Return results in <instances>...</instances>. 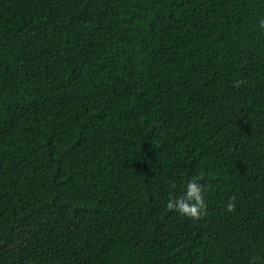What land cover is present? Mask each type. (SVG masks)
Masks as SVG:
<instances>
[{
    "label": "trees",
    "instance_id": "1",
    "mask_svg": "<svg viewBox=\"0 0 264 264\" xmlns=\"http://www.w3.org/2000/svg\"><path fill=\"white\" fill-rule=\"evenodd\" d=\"M262 20L264 0H0V264H264ZM195 176L198 221L166 208Z\"/></svg>",
    "mask_w": 264,
    "mask_h": 264
},
{
    "label": "clouds",
    "instance_id": "2",
    "mask_svg": "<svg viewBox=\"0 0 264 264\" xmlns=\"http://www.w3.org/2000/svg\"><path fill=\"white\" fill-rule=\"evenodd\" d=\"M260 27L264 28V20L260 22ZM201 177H193L186 185V190L182 196L170 197L166 204L168 211H175L182 216L193 220H200L207 215V202L205 200V187L200 183ZM173 188L175 184L172 185ZM235 197L227 203L226 211L232 212L236 208Z\"/></svg>",
    "mask_w": 264,
    "mask_h": 264
}]
</instances>
